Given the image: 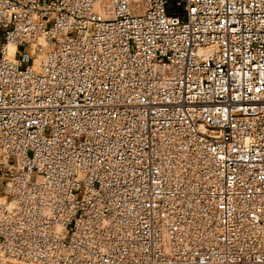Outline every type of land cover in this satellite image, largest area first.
I'll return each mask as SVG.
<instances>
[{
    "label": "built area",
    "instance_id": "1",
    "mask_svg": "<svg viewBox=\"0 0 264 264\" xmlns=\"http://www.w3.org/2000/svg\"><path fill=\"white\" fill-rule=\"evenodd\" d=\"M0 32V264H264V0H0Z\"/></svg>",
    "mask_w": 264,
    "mask_h": 264
},
{
    "label": "rangeland",
    "instance_id": "2",
    "mask_svg": "<svg viewBox=\"0 0 264 264\" xmlns=\"http://www.w3.org/2000/svg\"><path fill=\"white\" fill-rule=\"evenodd\" d=\"M1 35H2V33L0 32V45H1L2 41H3L2 38H1ZM31 65L36 70L38 68V65H39L38 58H35L34 60H32L31 61Z\"/></svg>",
    "mask_w": 264,
    "mask_h": 264
}]
</instances>
